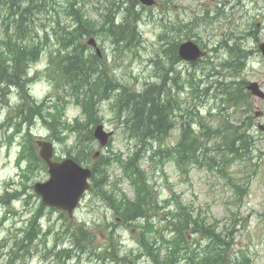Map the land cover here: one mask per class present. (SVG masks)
Returning <instances> with one entry per match:
<instances>
[{"label":"rangeland","instance_id":"374dc122","mask_svg":"<svg viewBox=\"0 0 264 264\" xmlns=\"http://www.w3.org/2000/svg\"><path fill=\"white\" fill-rule=\"evenodd\" d=\"M172 1L173 3L168 7L166 15L160 14L162 3L159 4L161 8L152 12L147 11L148 16L155 18L157 22H148L147 18L143 23L141 31L146 43L140 49L141 57L139 58L131 59L132 57L127 56L125 52H119L118 49L120 48L113 46L109 42L110 40L101 38L103 32L99 30L94 31L93 35L95 36L88 35L79 38L77 42L84 47L86 46L85 56H88L89 53L96 54L93 48L88 51L87 47V42L91 38H95L99 48L102 46L107 50L106 55H102L99 59L100 64L106 66L111 78L122 80L121 84L130 92L144 91L148 85L165 84L166 78L169 76L167 80L170 81L167 82L168 87H165L163 100L167 101L170 93L174 99H180L185 104V111L187 108H192L193 104L197 105L199 117H202V122L210 129H216L226 119H230L229 125H234L236 119L240 118L241 121L244 118L242 115L244 108H239V111L231 107L227 110L222 109L224 104L228 105V103L223 102L217 89L222 77L227 76L228 73L220 68L221 62L229 56V45L237 43L244 47L248 52V60L245 70L236 80H244L246 83L257 82L264 92V60L261 55L256 53L257 41L249 33L252 27L258 29L260 41H263L264 0ZM56 2L65 5V0H56ZM98 5L101 4L97 0H88L84 3L87 15L95 22L100 19L101 14V11L96 9ZM9 6L8 0H0V41L1 36L4 35L3 17L8 15L7 12H11ZM26 7L30 10V5ZM54 8L55 10L51 8L48 13H42L41 16L34 19L33 27L36 29L34 35L29 34L28 30L18 33L22 43H29L30 46L37 44L41 50L40 62L32 67L29 74L30 78L36 72L39 74L34 77L35 79L30 84L29 96L40 105L48 97H51L52 100L68 102L65 105L66 110L63 111L62 121L66 123H73L76 119L83 121L81 109L75 104V99L71 96L68 85L65 83L64 75L58 71L59 57L63 54L65 45L68 44L58 43L55 37L57 31H51L55 22H58L60 27L67 28L66 31H73L76 27H72L74 17L61 14V6L54 5ZM56 11H59V16ZM258 25L259 27H257ZM25 26L29 28L27 24ZM44 30H48L49 35H45ZM160 36L164 38L158 43L157 40L160 39ZM186 36H191V38L189 37L190 40L197 41L211 52L210 58H214L211 61L217 67L214 72H211L212 66H209L210 69H208L205 62L192 66L186 62L175 63L164 58L162 54L165 49L164 44L169 43L172 38L176 40L177 44L185 42L188 39ZM37 39L40 43H37ZM226 41H229V45L225 43ZM47 52H52L55 56ZM117 53L119 56L115 55ZM48 68L51 70L45 73L44 71ZM209 72L211 73L207 76ZM44 73L45 75H43ZM51 77H55V80L60 84L62 83L64 88L62 86L53 88L52 84L55 81H52L51 84L48 79ZM192 81L195 82V88L199 90L195 100L191 97L190 92ZM113 83L117 84L116 82ZM10 90L4 98L5 105L0 102V196L6 190L21 189L18 183L22 181V177L16 175V169L21 173L33 172L29 174V179L24 181L28 186L27 195L19 198L17 202L13 198L9 207L2 205L3 203L0 201V222L5 218L0 226V264H8L10 261L8 252L13 238L22 235L21 229L26 227L30 216L41 203L33 197L28 199V196L33 193L29 186H34L35 183L43 182L48 178V174L41 165H38L35 170H30L27 163L22 162L18 168L17 163L21 155L23 136L30 128L32 134L36 136L35 139L41 138L44 141L52 142L57 157L61 159L66 158L69 152L72 153V147L75 143V137L72 134L60 128H56V131H50L46 128L43 119L37 120L32 127L27 124H22L20 127L18 125L21 123L19 120L9 122L10 119H14L12 117L14 113L11 116L13 108L17 106H19L18 109H22L24 106L25 108L28 107L25 102L20 100L16 89ZM117 96V94H109L96 107L100 118H103L102 125L106 131H113L114 133L111 145L101 150L106 156L125 157L129 151L135 149L136 144L121 134L122 127L118 126L116 122L112 105L115 104ZM249 101L253 107L252 117L255 112L261 114L259 119H254V128L257 131L254 132V147L248 157L243 161L232 163L230 169L231 178H234L238 185H250L248 186L249 193L241 205L231 204L233 200L235 201V191L231 186V179L229 181L222 177L218 171L209 170L208 163L212 164L216 160L213 155L205 153L202 156V161L206 162L205 166L203 168L192 166L187 174H181L175 167L176 160L171 159V161L161 165L155 162L151 163L146 157L141 166L147 171L146 177L150 180L151 186L157 190L159 201V209L154 210L148 218L149 224H152L150 231H145L144 221H137L132 224L121 221L119 217L115 216L110 203L103 196L100 195L106 204L100 198L93 196L84 201L80 208L75 211L74 218L69 220L75 221L74 227L76 225L84 226L83 229L86 232L84 236L86 239H82L85 241L84 247H77L74 259L64 261L56 255L63 247L70 248L71 246L70 242L65 243L63 239L61 241L54 239L55 234L64 227L65 221L61 219L58 212H50L49 209L45 208L41 225L45 231L51 230V232L48 236L42 237L41 242L35 243L28 257L21 259L17 264H101L100 255L108 247L114 250L118 248L119 257L128 255L131 260L130 264H156L149 257L148 252L138 243L143 239L141 232L144 231L146 236H149L150 241L160 240L158 246H162L161 234L169 240L173 237L171 233L167 232V228H169L168 218L176 215L181 206L187 208L189 213L192 212L193 216L204 218L207 224L212 225L215 230L217 229V232L223 234L228 245L224 264H242L245 257H249V264H264V135L257 130L258 122L264 125V102L258 103L256 98H251ZM45 106L47 108L48 104ZM176 114L178 115L177 111ZM7 118L10 119L7 120ZM228 128L224 131L228 132L230 130ZM201 130L199 125H192L194 137L199 133L198 136L203 139ZM12 135L10 141L12 147L7 150L3 140H7ZM58 137H65V140L59 142L56 140ZM178 138L179 128L177 124L171 129L164 145L153 142L154 153L159 149L164 151L168 146L175 145ZM214 144L215 141L211 146L213 147ZM206 146H209V142H206ZM93 150L94 152L100 150L97 142L94 143ZM114 165L107 172L111 182V188L107 187L108 192L111 190L117 192V188H114L115 185L113 184L117 178L122 176L121 167L117 164ZM118 188L121 191L117 193H125L130 199L135 198V193L127 181L122 180L118 184ZM167 210L172 211L166 214ZM233 212L237 213L236 228L231 221ZM208 243L206 236L202 234L192 235L184 248L192 252L197 250L198 255L201 256ZM53 248L52 252L48 251ZM162 255H166V250H163ZM109 261L110 259L106 258L104 264H109ZM186 263L185 253H182L180 264Z\"/></svg>","mask_w":264,"mask_h":264},{"label":"trees","instance_id":"16d2710c","mask_svg":"<svg viewBox=\"0 0 264 264\" xmlns=\"http://www.w3.org/2000/svg\"><path fill=\"white\" fill-rule=\"evenodd\" d=\"M49 0H28V4L30 5V16H34L35 11H47V5ZM80 0H65V5L63 8L68 9V3L70 6V10L77 17L79 27L75 28L73 32L74 34H70L65 31L62 27L59 26L58 22H55V26L57 29V34L55 35L58 43L68 42L69 45L78 44V37L75 38L76 34H79V37L84 35H93L94 34V24L89 20H85L83 16L81 17L78 14V10L74 8L75 5ZM52 6V5H51ZM53 9V6H52ZM113 20V19H112ZM112 20H106L105 24L103 23L102 28L111 30L110 22ZM81 23V24H80ZM25 24H29L28 20L23 25H18L16 23V41H18V33H23L26 30ZM106 25V26H105ZM114 38L113 42L124 43L127 40L134 39L133 36H130V33L127 35H123L121 32L111 30ZM167 37V36H165ZM120 39V40H119ZM188 40V39H187ZM17 42H12V40H7L4 42L5 50L0 49V94L5 95L6 89L8 90L10 87H16L21 90L22 95L26 99L27 94V83L30 81L28 79V69L31 63H35L38 61V55L41 53V50L35 47H24L19 44L16 45ZM229 45V44H227ZM174 45L168 46L166 50V55L169 57V52L173 53L175 56V50L172 49ZM175 47V46H174ZM86 47H81V49H73L70 54H67L66 57L62 55L59 57V73H62L67 80V85L72 93L75 96L76 101L78 103L83 101L84 112L86 113L87 120L81 124L76 121L75 124H68L62 121L63 117V108L61 104L56 100L52 103L51 106H48L45 103L35 107H29L27 100H24L25 105L29 108H22V110L17 111L14 109V119H10V121H16V112L19 117L20 127L22 124H27L29 127H32L35 122L40 118L45 121V125L50 131H56V128H60L61 130L68 131L69 133L75 134V143L72 147V153H68L69 157L74 158L79 163L90 161V156L93 154L92 141L93 135L92 131L88 130L90 125H96L99 123L97 111H96V103L97 101L108 97L110 93V88L113 86L112 83H109L107 80L110 78L108 69L105 66L100 64L99 58L95 55L93 56V65L88 66L86 62L82 59L85 55ZM177 50V49H176ZM230 50V62L226 64L228 70H230V76L233 75L234 72H240L243 69L244 58L246 57V50L239 46L238 44H234L233 47L229 48ZM5 55H9L8 58H5ZM9 61V63H7ZM78 69V70H77ZM80 73V74H79ZM56 83V87H59L60 84ZM220 85V86H219ZM217 91L222 93L223 95H227L229 99V103L233 105V107H237L238 105V96L241 94V91L246 85L245 82L238 83L239 88H232V83H224L219 82ZM164 88V87H163ZM160 88L158 86L153 87L151 85L150 89L146 91L155 92L164 95L165 89ZM119 89L123 90V94L127 99H130V90L125 87H121ZM119 89H116L118 91ZM162 89V90H161ZM163 91V92H162ZM199 93V90L196 91ZM80 96H82V100L80 101ZM127 99L121 98L118 95V99L116 101V105L120 109L119 116L121 115V111L125 112L127 115L125 122V126L129 131V137L136 144V151L133 156L129 157L128 160L124 163V171L129 179L131 185L134 187L136 191V197L134 201L127 199L125 195L120 198L116 193H113L110 197L107 198L108 203H110L112 210L115 216L119 217V219L123 222H135L140 219L149 218L150 214L158 209L155 199L154 192L152 186L148 184V179L146 177L145 171L141 168V162L144 160L146 155L150 153L151 160L155 163H162L164 159L169 160L172 159L175 154L180 158L181 163H185L186 160L193 164H199L202 161V156L205 153L209 154V149L206 146V142L210 139H213L215 136H211V133H202V137L204 140L200 138V136L194 137L191 126L194 123L193 119L196 120L199 118L198 113L195 111L192 117L186 118V116H182L180 114L182 112L183 104L179 103L177 100L168 98L164 105V109L161 110L157 107V102H153L150 107L145 110H128L126 107V103H128ZM168 102V103H167ZM167 103V104H166ZM50 108L54 110L52 113L49 111ZM25 109H28L29 112L26 113ZM176 110L179 112L178 118H180L182 124V137L174 149L168 150H158L154 153L153 146L151 142H158L159 144L163 143L164 140L168 137V132L174 126L172 117L176 114ZM177 112V113H178ZM44 113V114H43ZM45 116V118H43ZM122 117V115H121ZM197 122V121H196ZM199 125L203 124L199 122ZM237 124L233 127V131L235 132L231 139L224 138L222 135L223 146L227 151H231L232 153H238L240 150L246 151L248 149L247 139L237 137L239 135ZM216 135L222 133L221 130H218ZM13 135L9 136L6 141H11ZM55 137V136H51ZM35 136L28 129L27 133L23 137L22 141V152L20 158L18 160V166H21L22 162H26L28 169L35 170L38 165H41L45 170L47 169L46 165L40 160L37 152V148L35 147ZM56 140L64 141L65 137L57 138ZM217 148V147H216ZM109 156H102L97 161L98 163L94 166V182L97 187L102 191V180L97 177L103 175L102 172L109 167L113 163ZM117 158V157H116ZM116 161V160H114ZM33 172V171H32ZM21 173L22 181L18 183V186L21 189H15L13 191L6 190L5 193L0 196V201H2V205L9 206L10 202L13 198H21L22 196L27 195L29 191H27L28 186L24 181L29 179V174L32 173ZM30 191L32 187L29 186ZM105 195V194H104ZM33 194L28 196V199H31ZM36 198V196L34 195ZM107 197V195H106ZM43 207L38 206L36 211L32 213L30 219L27 222L25 228L21 229L22 235L15 236L12 240V245L9 248L8 258L10 261L8 264H17L21 259L28 257L31 249L35 245V243L41 242L42 237H46L50 231H44L42 234V226L40 222V217L42 216ZM177 222L174 224V229L178 233L176 237V246L168 249L166 246V255H162L161 248H152L154 243H151L149 240V236H146L145 232L142 231L143 236V245L147 249H151L154 253H151V256L156 264H178L182 253H185V259L188 264H224V257L226 255V247L228 246L224 239H221L220 236L215 235L213 231L207 230V233L212 234L211 238H217L216 243L204 252L201 256L196 254L195 252L189 251L187 248H184L187 243L186 237L183 234L184 231L193 229L192 226L196 225V221H191L192 218L188 213L179 214L174 218ZM75 224V223H73ZM71 222L65 221V225L60 232L55 234L54 239L56 241L59 239L60 241L63 239H68L70 241V246H74V249L65 248L60 250L56 255L60 260H72L74 258V253L77 250V247H84L85 241L82 239L85 238V230L84 226L76 225L73 226ZM147 225H149L147 223ZM204 222H202V228L204 229ZM151 226V227H150ZM144 227L145 231H150L152 225ZM193 231H197L193 229ZM86 239V238H85ZM46 240V239H45ZM44 240V241H45ZM89 242V241H88ZM56 244V243H55ZM47 243L45 244V248ZM69 246V247H70ZM148 246V247H147ZM56 247V246H55ZM54 247V248H55ZM53 249H49V252H52ZM84 250V249H81ZM106 258H109L114 264L118 262H124L119 260L118 249L114 250L111 247H108L104 253L100 255V260L102 263L105 262ZM128 258V257H125ZM126 263V262H125ZM127 264H130L128 262Z\"/></svg>","mask_w":264,"mask_h":264},{"label":"bare ground","instance_id":"6f19581e","mask_svg":"<svg viewBox=\"0 0 264 264\" xmlns=\"http://www.w3.org/2000/svg\"><path fill=\"white\" fill-rule=\"evenodd\" d=\"M7 1V0H5ZM162 4V10L160 12V14L162 15H166L168 12V7L173 3L172 0H159ZM49 2L51 3V5L53 6V10H55L54 5L56 6H61V14L67 16V17H74L73 23H72V27L76 26L75 28L79 27V22L77 20V17H75V14L72 13L71 10L67 9V8H63V5H60L58 2H56V0H49ZM8 3L10 4L9 8L11 10V12H7L8 15L3 17V22L2 25L4 26V35L1 36V41H0V49L5 50V44L4 42L7 40H12V42H17V44H19L20 46H24V47H35L37 46L39 48V45L34 44L32 46H30V44H24L21 41H16V23L18 25H23L26 20H28V26L25 31L28 30L29 34H33L34 31L36 30L35 27H33L34 24V19L30 16L29 14V8H27L26 6L29 5L28 4V0H8ZM159 5L157 4L156 0H110L109 4L105 7V8H96L97 11L100 10L101 11V16H103L104 20H112L109 24L111 27V30L113 31H118L121 32L123 35H127L130 33V36L132 35L134 39L131 40H127L124 43L120 42V43H115L113 42V40H116L111 32V30H106V39L110 40L109 42L113 44V46L120 48L118 50H120L119 52H125L127 54V56H131V59H136L141 57V52L140 49H142L144 47V44L146 43L145 39H143L142 36V26L143 23H145L146 19L148 22H157V20L153 17H149L148 16V12L150 11L152 12L153 10H157L159 8ZM57 15L59 16L60 13L59 11H56ZM13 16V17H11ZM161 21V20H160ZM81 24V23H80ZM62 28H64L63 26H61ZM71 27V28H72ZM68 30L67 28L63 31ZM75 30V29H74ZM73 30V31H74ZM68 33L70 34H74L71 31H68ZM251 36L253 37V39H258L259 36L256 33L255 29L251 28L250 32ZM34 35V34H33ZM32 35V36H33ZM79 34L75 35V38L79 37ZM189 37L191 38V36H186V38L189 39ZM195 37V36H194ZM164 37L160 38L157 40V42L159 43ZM251 39V38H250ZM120 40V39H119ZM36 41H39V39H37ZM66 44H68V42H65ZM226 44L229 43V41L225 42ZM237 45V43H235ZM64 45V44H63ZM171 45H174L172 49H174L175 51V56L173 55V53L169 52V57L166 55V50L168 48V46L170 47ZM239 45V44H238ZM178 46L179 44L176 43V40H174L172 38V40L169 43H165L164 44V52L162 53L164 55V58L169 60V61H173V62H183L177 55V50H178ZM240 46V45H239ZM82 47L81 44L78 45H74L72 47V45H65V48H63V57H66L67 54H70V52L75 49H80ZM86 47V46H85ZM95 50V52H99L101 55H106L107 50L101 46V48L99 47H95L93 48ZM177 49V50H176ZM68 50V51H65ZM88 51H90V47H88ZM88 53V52H87ZM119 53L115 54L118 55ZM9 55H5V58H8ZM93 56H95L92 53H89L88 56L84 55V58L82 59L84 62H86V64L88 66L93 65L94 61H93ZM119 56V55H118ZM9 63V61L7 62ZM78 70V69H77ZM80 74V73H79ZM169 78V76H167L166 78V82L165 84L159 85L158 87L165 89V87H168L167 82L170 80H167ZM109 83H112L113 86L110 88V93L109 94H117L120 95L122 100L127 99L128 97L124 96V92L121 88L123 85L121 84L123 81L118 79V78H108L107 80ZM113 82H116L117 84H114ZM120 82V83H119ZM65 83L67 84V80L65 79ZM155 86H157V84H155ZM124 87V86H123ZM151 87V85H148V87L141 92H131L130 93V99H127L128 103H126V107L128 110H138V109H147L148 107H150L152 105L153 102H157V107L161 110L164 109V105L161 104L165 103V100H163V95L160 93H155V92H148L146 93L147 90H149ZM154 87V85H153ZM116 89H119L118 91H116ZM151 90V89H150ZM162 90V89H161ZM163 92V91H162ZM108 94V95H109ZM118 98V96H117ZM26 100L27 103L29 105V107H35V106H39L40 104H38V102H35L29 95L26 96ZM27 107V108H29ZM22 110V109H17V111ZM26 113L29 112V110L27 109L25 111ZM16 120H21L19 119V117L17 116V112H16ZM38 120H41L40 118ZM44 121V120H43ZM45 123V121H44ZM156 142V141H155ZM157 143V142H156ZM151 145L153 146V142H151ZM74 259V258H73ZM119 260L124 261V262H118L117 264H127L128 262H131L130 258H125L124 256L120 257ZM126 262V263H125ZM114 264V262H112Z\"/></svg>","mask_w":264,"mask_h":264},{"label":"water","instance_id":"95a60500","mask_svg":"<svg viewBox=\"0 0 264 264\" xmlns=\"http://www.w3.org/2000/svg\"><path fill=\"white\" fill-rule=\"evenodd\" d=\"M95 46L94 42L90 43ZM264 52V45L261 46ZM179 55L186 61H197L206 55L192 41L182 44L179 48ZM248 89L253 94H260L257 84H251ZM263 96V95H261ZM108 134L103 132L102 127H98L95 131V137L104 146L108 141ZM40 147V156L49 167L50 179L44 183L35 185L34 190L42 197L44 205L61 209L72 215L73 210L78 205V201L84 191L88 189L86 182L89 172L82 171L72 160L63 162H53V149L50 143L38 142Z\"/></svg>","mask_w":264,"mask_h":264}]
</instances>
